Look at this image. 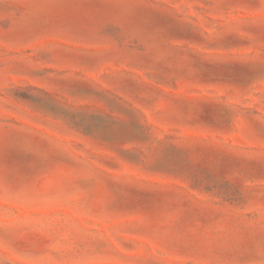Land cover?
<instances>
[{
	"label": "rangeland",
	"instance_id": "obj_1",
	"mask_svg": "<svg viewBox=\"0 0 264 264\" xmlns=\"http://www.w3.org/2000/svg\"><path fill=\"white\" fill-rule=\"evenodd\" d=\"M0 264H264V0H0Z\"/></svg>",
	"mask_w": 264,
	"mask_h": 264
}]
</instances>
